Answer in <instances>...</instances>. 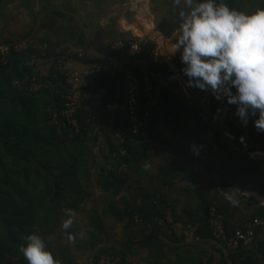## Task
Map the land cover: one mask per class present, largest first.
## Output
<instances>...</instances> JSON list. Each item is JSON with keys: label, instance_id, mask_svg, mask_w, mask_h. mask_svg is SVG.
Wrapping results in <instances>:
<instances>
[{"label": "trees", "instance_id": "16d2710c", "mask_svg": "<svg viewBox=\"0 0 264 264\" xmlns=\"http://www.w3.org/2000/svg\"><path fill=\"white\" fill-rule=\"evenodd\" d=\"M223 2L241 11L237 0ZM51 50L30 47L10 53L8 62L0 63V264H28L20 247L26 244V237L31 233L39 234L57 258L56 246L63 237L60 231L63 222L79 213L83 205L98 198L97 190L103 193L99 202L103 210L112 213L114 220L125 224L129 250L134 245L141 250L149 249L145 257L148 263L226 264L221 250L223 240L212 237L209 212L216 205L226 215L239 204L226 201L212 182L215 197L201 194L202 197L197 199H201L199 205L197 202L189 204L191 211H178V206L162 195L160 187L149 193L143 185L145 164L161 151L156 140L157 137L162 138L159 122L169 113L168 109L161 113L164 92L160 106L139 133L133 129L127 100L125 110L117 114L116 120L106 118L99 124L85 99L84 106L75 115L78 123L75 126L61 113L69 85L65 72L61 71L63 62L60 56H53ZM41 58L53 62L47 75L37 71L36 61ZM10 66L12 76L3 75L2 69ZM34 77L47 86L29 90L13 84L14 79H28L30 83ZM101 79L107 81L114 77ZM101 79L97 78L95 83L98 85ZM87 87L83 83V89ZM223 99L227 101L226 97ZM143 103L144 97L140 101L141 106ZM197 113L207 118L203 112ZM55 115L57 121L53 122ZM101 125L105 129L100 128ZM154 132L156 136L153 137ZM175 155L191 158L189 151ZM188 166L189 161L183 172L172 170L163 163L155 179H162V187L172 190L176 189L178 180L191 181L197 194L200 186L188 172ZM220 184L224 188L230 187L224 178L220 179ZM123 190L131 192L133 200L127 199L121 208L110 201L107 193L117 194ZM187 190L190 192L192 188ZM170 209L178 220L195 224L204 240L185 242L177 237L165 222ZM258 216L264 217V211ZM89 220L84 225L87 227L85 234L91 236L94 246H98L108 234V226L104 216ZM78 227H73V230ZM226 228L228 234L234 231L227 221ZM215 252L222 253L220 262L216 261ZM104 254L114 255L126 264V253L120 254L114 248L104 247L96 251L93 264ZM230 257L235 264H264V230L259 228L253 243L239 247Z\"/></svg>", "mask_w": 264, "mask_h": 264}, {"label": "crops", "instance_id": "0c3cea01", "mask_svg": "<svg viewBox=\"0 0 264 264\" xmlns=\"http://www.w3.org/2000/svg\"><path fill=\"white\" fill-rule=\"evenodd\" d=\"M237 4L245 13L264 8V0H237ZM188 11L186 0H0V42L36 37L42 49L51 48L53 56H60L63 62L61 71L65 74L90 66V62L78 55L83 47H87L94 58L121 59L124 69H132L141 79L157 84L169 72L174 69L182 71L184 67L180 53L183 49L176 45L182 34L181 13ZM144 37L149 42L138 55L113 48L119 40L137 41ZM36 63L37 71L43 75H47L53 65L52 60L45 58ZM2 71L3 75L10 77L13 74L11 66ZM113 77L107 81L100 77V83H95L94 87L83 81L88 85L83 89L88 108L99 124L106 118L116 120L117 114L126 108V80L123 74ZM193 88L191 98L183 95L175 84H169L163 90L161 113L167 109L169 113L159 122L162 138L156 140L160 155L145 164L143 185L149 193L160 187L162 195L174 202L178 211H191L189 204L197 202L199 205L201 199H197L202 197L201 194L216 196L207 174L220 171L239 203V207H233L225 215L229 227L234 230L264 211V159L256 161L247 156L250 150L264 154V131L255 127L256 116H250L245 126L236 115L237 105L228 104L223 97L217 99L212 91L208 100L202 101L196 93L197 88ZM197 112H203L207 118ZM100 128L105 129V126ZM241 136L245 138L243 142ZM186 151L191 153L190 160L175 155ZM188 161V172L200 186L198 195L191 181L178 180L176 189L172 190L162 187V179H155L161 164L184 172ZM190 188L192 191L189 192L187 189ZM96 194L98 198L82 206L79 212L82 216L73 214L70 231L60 228L63 237L56 246L60 264H93L96 251L103 247L126 253V264H150L145 258L149 249L141 250L134 245L129 250L125 224L103 210L99 203L103 193L97 190ZM107 196L121 208L127 199L133 200L128 190L107 193ZM138 201H141L140 197ZM97 216H104L108 234L103 242L94 246L91 236L85 234L87 227L82 225L81 218L90 221ZM76 226H79L75 228L77 230H73ZM222 258L221 252H215L217 262ZM158 264L163 263L158 261Z\"/></svg>", "mask_w": 264, "mask_h": 264}, {"label": "clouds", "instance_id": "9594fccd", "mask_svg": "<svg viewBox=\"0 0 264 264\" xmlns=\"http://www.w3.org/2000/svg\"><path fill=\"white\" fill-rule=\"evenodd\" d=\"M186 3L189 11L181 13L182 34L176 47L183 49L182 71L188 85L211 89L217 99L226 97L228 104L237 105L243 125L256 116L255 127L264 131V8L245 13L223 0ZM72 223V218L66 219L62 227L68 229ZM20 251L28 264H60L37 233L27 235Z\"/></svg>", "mask_w": 264, "mask_h": 264}, {"label": "built area", "instance_id": "2783aa9c", "mask_svg": "<svg viewBox=\"0 0 264 264\" xmlns=\"http://www.w3.org/2000/svg\"><path fill=\"white\" fill-rule=\"evenodd\" d=\"M148 38L144 37L137 41L119 40L113 44V48L122 49L131 55L140 54L144 48L148 45ZM41 48L36 37L30 36L25 39L16 40L13 42H0V57L3 58V62L7 63V55L12 52H21L26 49ZM78 55L90 62V66L77 70L75 72L66 73V80L69 85L66 98L65 108L61 113L67 118V120L78 125L75 115L78 110L84 106L85 97L83 94V81L94 87L96 79L100 77H113L117 74H123L126 80L127 89V110L131 116L133 122V129L136 133H139L142 128L149 124L150 119L153 116V111L160 106L161 96L163 90L169 84H175L179 87L181 93L186 97L191 98L194 88L189 86L187 81L188 77L183 71L174 69L169 72L160 82L157 84L152 83L149 79L141 78L132 70L123 67L121 59L115 57H106L104 59H96L90 53L87 47H83ZM13 84L21 88H28L29 90H39L42 87L47 86L45 83L39 82L35 77L31 79L30 83L28 79H14ZM211 89L201 90L197 88V95L202 101L208 99L211 94ZM144 97V103L141 106L140 101ZM57 121V115H55L53 122ZM248 157L256 161L264 159V154L256 150H250L247 153ZM222 174L219 171L213 170L207 174V179L211 182H215V187L223 198L235 205H238V200L234 195L232 188H224L220 184ZM209 223L212 228V237L214 239L221 238L223 244L221 250L226 258V264H235L230 255L233 251L237 250L241 246H247L253 243L257 231L259 228L264 230V217L257 216L252 220L247 221L244 225L237 227L231 234L226 231V217L216 205L210 208ZM165 222L170 227L171 231L185 242H201L204 238L198 233L197 226L193 223H185L178 220L170 209L165 217ZM96 264H122L120 258L104 254L102 255Z\"/></svg>", "mask_w": 264, "mask_h": 264}, {"label": "rangeland", "instance_id": "374dc122", "mask_svg": "<svg viewBox=\"0 0 264 264\" xmlns=\"http://www.w3.org/2000/svg\"><path fill=\"white\" fill-rule=\"evenodd\" d=\"M82 215H83L82 213H79V216H82ZM81 220H83L82 225H85L87 223V219L86 218H81Z\"/></svg>", "mask_w": 264, "mask_h": 264}]
</instances>
